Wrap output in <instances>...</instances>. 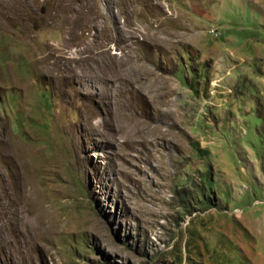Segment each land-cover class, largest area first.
Returning <instances> with one entry per match:
<instances>
[{
	"label": "rangeland",
	"instance_id": "374dc122",
	"mask_svg": "<svg viewBox=\"0 0 264 264\" xmlns=\"http://www.w3.org/2000/svg\"><path fill=\"white\" fill-rule=\"evenodd\" d=\"M0 264H264V0H0Z\"/></svg>",
	"mask_w": 264,
	"mask_h": 264
}]
</instances>
